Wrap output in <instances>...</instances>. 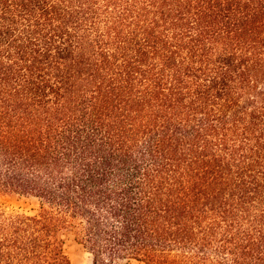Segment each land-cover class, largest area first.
Masks as SVG:
<instances>
[{"label":"trees","instance_id":"obj_1","mask_svg":"<svg viewBox=\"0 0 264 264\" xmlns=\"http://www.w3.org/2000/svg\"><path fill=\"white\" fill-rule=\"evenodd\" d=\"M0 264H264V0H0Z\"/></svg>","mask_w":264,"mask_h":264},{"label":"rangeland","instance_id":"obj_2","mask_svg":"<svg viewBox=\"0 0 264 264\" xmlns=\"http://www.w3.org/2000/svg\"><path fill=\"white\" fill-rule=\"evenodd\" d=\"M0 206L8 212H20L34 214L37 212L38 200L33 197H26L17 194H0ZM63 252L70 261V264H91V256L83 246L76 240L75 232L64 231L61 235ZM119 264H144L134 259H124Z\"/></svg>","mask_w":264,"mask_h":264}]
</instances>
